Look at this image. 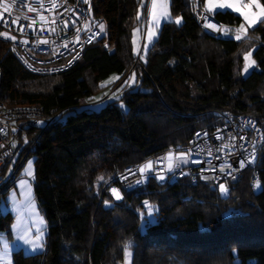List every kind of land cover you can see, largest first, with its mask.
I'll use <instances>...</instances> for the list:
<instances>
[{"label": "trees", "instance_id": "obj_1", "mask_svg": "<svg viewBox=\"0 0 264 264\" xmlns=\"http://www.w3.org/2000/svg\"><path fill=\"white\" fill-rule=\"evenodd\" d=\"M145 2L92 0L104 35L59 74L27 71L0 41V100L53 118L42 132L27 129L36 142L24 160L35 158L33 195L47 226L45 250L15 251L11 264H123L128 244L130 264H264V149L225 195L186 179L167 186L149 181L131 192L111 182L124 168L183 146L193 130L212 128L213 111L264 122V18L245 38L214 37L199 27L190 0H170L181 24L163 23L141 60L131 35ZM211 17L234 33L242 22L226 10ZM250 50L256 70L244 77ZM112 74L119 77L113 87L132 74L134 83L98 111L76 110ZM144 203L153 208L151 221ZM11 223L9 213L0 217V231L9 234Z\"/></svg>", "mask_w": 264, "mask_h": 264}, {"label": "built area", "instance_id": "obj_2", "mask_svg": "<svg viewBox=\"0 0 264 264\" xmlns=\"http://www.w3.org/2000/svg\"><path fill=\"white\" fill-rule=\"evenodd\" d=\"M202 31L214 37H236L231 27L216 22L190 0ZM0 41L29 72L55 75L78 62L84 50L104 35L92 13V0H0ZM215 25L214 28L207 27ZM218 122L212 128L193 130L186 144L168 148L138 165L128 166L111 182L126 192L145 190L149 181L158 186L189 184L229 185L253 168L264 149V122L229 111H213ZM52 117L33 107H6L0 100V195L9 186L36 138L27 129L41 132ZM178 152L182 157H178ZM172 155L171 167L167 166ZM151 164V168L146 166ZM144 171L141 172V169ZM162 177V178H161ZM252 185L258 183L253 178Z\"/></svg>", "mask_w": 264, "mask_h": 264}, {"label": "rangeland", "instance_id": "obj_3", "mask_svg": "<svg viewBox=\"0 0 264 264\" xmlns=\"http://www.w3.org/2000/svg\"><path fill=\"white\" fill-rule=\"evenodd\" d=\"M233 2H237V0H233ZM248 4L249 0H238V5L242 8V11L249 12L250 14L259 13L260 9L254 4L249 8L243 7ZM145 6L146 9L144 16L141 17V25L135 27L132 30L131 35V43L135 56L141 60L144 59L148 49L157 39L159 28L163 23L171 21L176 25H179L182 21L181 17L173 16L171 14L169 0H156L155 6L153 5V0H146ZM216 8L218 11L226 10L232 13L235 12L242 18L241 24L239 27H236L237 31H235V34L239 36L240 39L245 38L248 30L255 27L264 18L261 17L257 24L250 27L241 12L236 11L234 8ZM206 13L209 16L211 15L210 12L206 11ZM178 18L180 20L179 23L176 22ZM241 25H244L243 31H240ZM99 28L101 30V25H99ZM104 30L105 27H103V31H101L104 32ZM252 53L253 50L244 53L243 67L241 71L242 76L244 77L251 71L256 70ZM246 56H248L247 60L245 59ZM135 64H137V59ZM118 78V75L112 74L107 79L102 81L101 86H104L105 88L95 93L90 99L84 100L83 103L76 108V110L98 111L108 102L119 98L123 89L128 86H132L134 83V74H132L118 86L113 87ZM182 155V153L178 152L177 156L182 157ZM34 160V156L31 155L24 163H22L23 165H20L22 166L21 169L10 177L9 186L6 188L4 193L0 195V217H3L7 213L12 216L9 234H7L6 231H0V264H9V262L11 264L12 253L15 251L21 250L24 255H34L45 250L47 226L33 195ZM30 161L31 175L28 174ZM171 161L172 155H169L167 159L168 168L171 167ZM98 182L101 183V180ZM220 186L218 187L219 193L221 195H225L226 188L224 187L225 191H222ZM113 189L117 190L112 186L109 191L115 200H119L120 198L117 199L113 194ZM117 193L119 194L118 191ZM144 207L147 209L145 217L148 221H151L154 217L153 211L151 210L153 208H151L147 203H144ZM130 262L131 245L128 244L125 248L123 264H130Z\"/></svg>", "mask_w": 264, "mask_h": 264}, {"label": "snow or ice", "instance_id": "obj_4", "mask_svg": "<svg viewBox=\"0 0 264 264\" xmlns=\"http://www.w3.org/2000/svg\"><path fill=\"white\" fill-rule=\"evenodd\" d=\"M207 3L209 5V11L212 10V7L213 6H216V7H220V8H223V7H231V8H234L236 11H239L241 12V14L245 17V20L248 22L249 26L251 27L252 25H255L259 22V19L261 17H264V6H261L259 4V0H249V4L248 5H244L243 7L245 8H249L251 5H256L257 8L260 9L259 13L258 14H250L249 12H246V11H242V8L238 5V0L237 2H233V0H207ZM156 4V0H153V5L155 6ZM3 17L0 16V19H2ZM177 23L180 22L179 18L177 19L176 21ZM103 25L101 24V30L103 31ZM207 27H210V28H214L215 25H212V24H208ZM244 30V25H241L240 26V31H243ZM237 39H240L239 36H237ZM245 59L247 60L248 59V56L245 57ZM127 83V82H125ZM147 168H151V164L147 165L146 166ZM144 171V168L141 169V172ZM29 175H31V161L29 162V172H28ZM162 178V177H161ZM221 190L222 191H225L224 189V186L221 185ZM113 194L116 196L117 199L120 198L119 194L117 193V190L113 189ZM10 264V262H9Z\"/></svg>", "mask_w": 264, "mask_h": 264}, {"label": "crops", "instance_id": "obj_5", "mask_svg": "<svg viewBox=\"0 0 264 264\" xmlns=\"http://www.w3.org/2000/svg\"><path fill=\"white\" fill-rule=\"evenodd\" d=\"M170 1V0H169ZM203 8L207 11V12H210L211 13V15L210 16H212L216 11H218L217 10V8H216V6H213L212 7V10L211 11H208L209 10V5H208V3L206 2V0H204V2H203ZM220 8V7H219ZM256 8V7H255ZM208 9V10H207ZM227 10H230V9H227ZM256 10H257V8H256ZM222 11V10H221ZM234 14H236L235 12H233ZM236 15H238V14H236ZM239 27V26H238Z\"/></svg>", "mask_w": 264, "mask_h": 264}]
</instances>
